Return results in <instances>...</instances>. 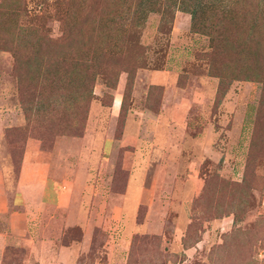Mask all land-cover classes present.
Segmentation results:
<instances>
[{
  "label": "rangeland",
  "instance_id": "374dc122",
  "mask_svg": "<svg viewBox=\"0 0 264 264\" xmlns=\"http://www.w3.org/2000/svg\"><path fill=\"white\" fill-rule=\"evenodd\" d=\"M141 1L0 2V264H264V83L232 63L245 34L210 0L201 30L170 0L140 24ZM73 23L90 62L129 68L114 89L95 77L78 134L74 105L23 110L46 87L31 43Z\"/></svg>",
  "mask_w": 264,
  "mask_h": 264
},
{
  "label": "trees",
  "instance_id": "16d2710c",
  "mask_svg": "<svg viewBox=\"0 0 264 264\" xmlns=\"http://www.w3.org/2000/svg\"><path fill=\"white\" fill-rule=\"evenodd\" d=\"M3 1L0 0V2ZM210 1H212L211 9H226L224 10L227 12L225 16L229 17L234 31L238 32L240 30L241 33L244 32L245 34V37H242L241 41L235 44L232 52V63L237 65L235 72L241 73L236 74V77L260 79L264 83V0ZM17 2L18 0H15V3ZM155 3H157L156 0H143L140 2L136 10V18L140 20V24L141 21L144 22L146 19L145 13L156 10ZM170 3L174 6L181 5L182 10L190 14L192 29L195 31L202 29L200 27L202 26L201 21H203L204 10L206 7L211 6H206L202 0H179V2L170 0ZM166 15L171 17V4L164 8L162 18H166ZM75 25L73 23L64 26L62 35L57 38L41 37L37 39V42L31 43L35 51L31 56L27 55V64L29 66L32 63L34 70L39 73L38 76L43 75L46 87L34 96L33 101L31 98L23 100V110L26 116L42 111L49 113V115H57L56 110L59 104L74 105L76 108L66 115L72 120L79 118L82 120V125L74 131L75 134H78L83 126L87 107L94 98L93 82L95 77L101 75L106 81L105 85L110 89H114L118 72L120 70L128 71L129 68L126 65L122 66L124 62L116 65L99 64V58L97 63L90 62L88 58L93 55V52L90 56L89 53L85 55L84 53L94 49L92 35L85 33L86 30L83 27L75 28ZM11 50L15 61L20 62L18 52L14 48ZM212 71L219 77L218 90L220 91L219 96H222L225 81L230 78L216 72L214 68H212ZM109 77H112V79ZM129 79H132V70H129ZM128 84L130 85V81ZM108 95L105 94V97ZM125 96L124 94L121 107L126 98ZM219 100L220 97L217 102ZM55 108L57 109L55 110ZM32 109L34 112H32ZM205 196L206 192L196 199L195 204L197 207L204 202ZM202 208L206 209L204 212L205 217H214L217 215L215 212H219V210L212 211L209 205H202ZM194 225L195 221H192L190 227L192 228Z\"/></svg>",
  "mask_w": 264,
  "mask_h": 264
}]
</instances>
